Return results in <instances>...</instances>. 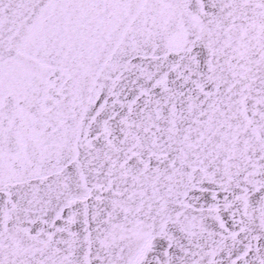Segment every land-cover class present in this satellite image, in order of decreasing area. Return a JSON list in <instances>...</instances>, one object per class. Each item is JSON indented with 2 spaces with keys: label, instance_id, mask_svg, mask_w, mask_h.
I'll return each mask as SVG.
<instances>
[{
  "label": "snow or ice",
  "instance_id": "snow-or-ice-1",
  "mask_svg": "<svg viewBox=\"0 0 264 264\" xmlns=\"http://www.w3.org/2000/svg\"><path fill=\"white\" fill-rule=\"evenodd\" d=\"M0 264H264V0H0Z\"/></svg>",
  "mask_w": 264,
  "mask_h": 264
}]
</instances>
